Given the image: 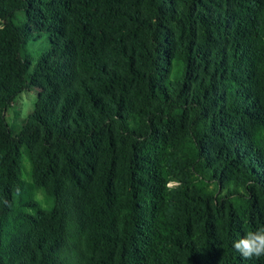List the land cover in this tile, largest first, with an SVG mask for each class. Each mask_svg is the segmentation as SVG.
<instances>
[{"label": "trees", "instance_id": "16d2710c", "mask_svg": "<svg viewBox=\"0 0 264 264\" xmlns=\"http://www.w3.org/2000/svg\"><path fill=\"white\" fill-rule=\"evenodd\" d=\"M261 226L264 0H0V264H264Z\"/></svg>", "mask_w": 264, "mask_h": 264}, {"label": "rangeland", "instance_id": "374dc122", "mask_svg": "<svg viewBox=\"0 0 264 264\" xmlns=\"http://www.w3.org/2000/svg\"><path fill=\"white\" fill-rule=\"evenodd\" d=\"M38 43H36L37 45ZM29 52L35 49V46L32 44L28 46ZM36 89L32 88L30 90L24 91L21 93L12 105L6 111V118L10 124L12 130H18L22 120L26 117L28 112L32 108V104L35 99ZM22 177L24 180H28L30 178V166L29 160L26 155L25 150H22ZM40 197V196H38ZM2 257L0 256V259Z\"/></svg>", "mask_w": 264, "mask_h": 264}, {"label": "clouds", "instance_id": "9594fccd", "mask_svg": "<svg viewBox=\"0 0 264 264\" xmlns=\"http://www.w3.org/2000/svg\"><path fill=\"white\" fill-rule=\"evenodd\" d=\"M231 246L245 260L264 257V226L234 239Z\"/></svg>", "mask_w": 264, "mask_h": 264}]
</instances>
